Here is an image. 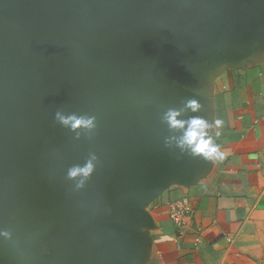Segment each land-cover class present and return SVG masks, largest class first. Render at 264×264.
Masks as SVG:
<instances>
[{"label":"crops","instance_id":"obj_1","mask_svg":"<svg viewBox=\"0 0 264 264\" xmlns=\"http://www.w3.org/2000/svg\"><path fill=\"white\" fill-rule=\"evenodd\" d=\"M107 27L130 76L90 95L97 126L132 160L136 179L94 218L64 171L0 183V264H257L264 256V0L214 9L210 0H66ZM197 100L201 109L185 107ZM222 121L224 159L165 139L163 114ZM219 133L217 135L216 133ZM106 160L111 148H97ZM188 201L182 227L173 202ZM94 218V219H92ZM7 232L8 235H4Z\"/></svg>","mask_w":264,"mask_h":264},{"label":"water","instance_id":"obj_2","mask_svg":"<svg viewBox=\"0 0 264 264\" xmlns=\"http://www.w3.org/2000/svg\"><path fill=\"white\" fill-rule=\"evenodd\" d=\"M210 1L214 9L241 1L254 11L260 0ZM133 65L116 52L107 27L73 3L0 0V183L7 176L64 171L92 217L103 216L136 179L137 169L115 150V139L103 127L80 129L77 139L55 113L92 116L95 86L130 76ZM97 148H111L112 159L95 153ZM89 160L94 172L77 188L80 178L69 179L68 170Z\"/></svg>","mask_w":264,"mask_h":264},{"label":"clouds","instance_id":"obj_3","mask_svg":"<svg viewBox=\"0 0 264 264\" xmlns=\"http://www.w3.org/2000/svg\"><path fill=\"white\" fill-rule=\"evenodd\" d=\"M185 107L190 109L193 113H198L201 109L200 103L195 99H189L185 102ZM181 112L175 108H169L163 114V120L167 123L169 129L182 130L183 134L179 137H169L165 139V145L168 146L172 141H175L176 147L181 150H187L193 156H200L206 160L217 161L224 159V153L220 150L219 145L214 143L211 130L219 128L222 121L217 119L209 122L203 117L196 115L188 120L179 119ZM55 119L64 127L69 128L71 131L76 132V138L79 139L80 129L95 130L97 127L95 116H66L57 111ZM219 135V133H216ZM96 157L93 155L92 160ZM89 160L83 166L76 165L68 170V178L72 180L79 179L77 188H83L84 183L90 178L94 172L95 165ZM4 235H8L7 232Z\"/></svg>","mask_w":264,"mask_h":264},{"label":"built area","instance_id":"obj_4","mask_svg":"<svg viewBox=\"0 0 264 264\" xmlns=\"http://www.w3.org/2000/svg\"><path fill=\"white\" fill-rule=\"evenodd\" d=\"M190 212L188 201L186 199L175 201L170 206V218L179 227H182Z\"/></svg>","mask_w":264,"mask_h":264},{"label":"rangeland","instance_id":"obj_5","mask_svg":"<svg viewBox=\"0 0 264 264\" xmlns=\"http://www.w3.org/2000/svg\"><path fill=\"white\" fill-rule=\"evenodd\" d=\"M257 264H264V256L261 260H259V262Z\"/></svg>","mask_w":264,"mask_h":264}]
</instances>
